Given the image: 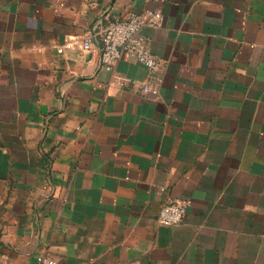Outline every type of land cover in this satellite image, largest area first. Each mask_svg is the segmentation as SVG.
<instances>
[{"label":"crops","instance_id":"crops-1","mask_svg":"<svg viewBox=\"0 0 264 264\" xmlns=\"http://www.w3.org/2000/svg\"><path fill=\"white\" fill-rule=\"evenodd\" d=\"M154 12L156 73L101 62ZM45 258L264 264V0H0V264Z\"/></svg>","mask_w":264,"mask_h":264},{"label":"built area","instance_id":"built-area-1","mask_svg":"<svg viewBox=\"0 0 264 264\" xmlns=\"http://www.w3.org/2000/svg\"><path fill=\"white\" fill-rule=\"evenodd\" d=\"M159 12L147 15L131 14L127 17L115 18L102 25L97 33L101 62L105 65H114L122 58H130L146 66L150 74L156 73L160 61L148 48L147 37L143 32L148 22H155L160 18ZM93 40L92 35H87L83 41V47L88 48ZM63 51V47L58 49ZM144 93H157L155 84L143 81ZM189 201L187 199L169 198L161 206L158 213V221L164 225H172L181 222L187 214ZM42 264H57L52 258H45Z\"/></svg>","mask_w":264,"mask_h":264}]
</instances>
